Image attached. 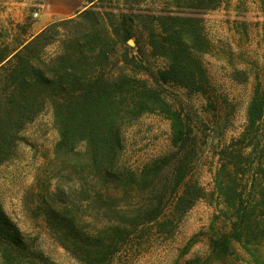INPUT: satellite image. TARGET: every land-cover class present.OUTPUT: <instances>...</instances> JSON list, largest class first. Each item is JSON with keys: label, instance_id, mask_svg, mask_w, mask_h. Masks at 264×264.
<instances>
[{"label": "trees", "instance_id": "16d2710c", "mask_svg": "<svg viewBox=\"0 0 264 264\" xmlns=\"http://www.w3.org/2000/svg\"><path fill=\"white\" fill-rule=\"evenodd\" d=\"M105 1L89 0L92 8L79 14L80 22L53 23L15 40L17 46L0 45V166L16 155L27 125L49 106L59 134L53 170L73 182L68 185L72 192L61 185L54 192L52 185H38L34 197L64 245L79 247L88 264H108L136 232L163 218L161 229L170 232L207 196L195 174L208 132L220 123L200 117L164 84L201 94L215 117L223 109L203 63L210 42L196 14H163L156 18L157 28L144 27L152 54L166 62L155 71L140 46L137 54L126 47L139 34L140 16L107 8ZM184 1L192 10L216 6L215 0ZM59 26L67 27L62 51L45 62L42 53L56 40ZM147 114L170 122L173 149L142 167L127 165L125 131ZM217 154L213 195L229 230L213 238L212 251L226 255L239 245L253 264H264L262 81L255 86L243 131ZM71 196L104 211L106 221L96 234L86 237L77 230V206L61 199ZM0 258L2 264H33L23 233L1 208Z\"/></svg>", "mask_w": 264, "mask_h": 264}, {"label": "rangeland", "instance_id": "374dc122", "mask_svg": "<svg viewBox=\"0 0 264 264\" xmlns=\"http://www.w3.org/2000/svg\"><path fill=\"white\" fill-rule=\"evenodd\" d=\"M56 1L65 0H0V45L17 46L15 40L37 35L53 23L69 19L80 22L79 14L93 5L89 0H71L82 5L80 12L71 17H56L51 6ZM109 1L103 5L140 16L139 34L134 45L126 47L131 54H137L140 46L146 62L155 71L164 68L166 62L152 54L144 27L157 28L156 18L163 14H196L210 42V50L202 56L203 63L223 109L215 117L207 110V102L201 94L177 83L164 84L174 97L193 107L200 117L220 123L219 128L208 132V142L195 174L207 196L178 218L170 232L161 229L160 223L165 218L146 225L108 264H187L196 259L199 264H253L239 245L226 255L212 251L213 238L229 230L220 218L219 202L213 194L217 152L243 131L255 86L259 80L264 83V0H215L216 6L207 10L187 8L184 0L180 3L176 0H113L111 4ZM72 25L75 23L67 27ZM66 28L58 27L56 40L42 53L43 61L49 62L61 53ZM141 76L148 78L144 72ZM22 136L16 155L0 166V208L23 233L33 264H88L78 253L79 247L76 251L64 245L60 233L34 197L38 185H52L53 192L56 185H61L65 191L72 192L68 185L73 182L59 176L52 166L59 140L52 109L46 107L27 125ZM171 138L168 120L157 114L144 115L125 131L124 161L127 165L142 167L169 153L173 149ZM74 198L61 197L63 202L73 200L77 206L74 215L77 230L86 237L96 234L106 221L104 211L98 212L90 200Z\"/></svg>", "mask_w": 264, "mask_h": 264}, {"label": "crops", "instance_id": "0c3cea01", "mask_svg": "<svg viewBox=\"0 0 264 264\" xmlns=\"http://www.w3.org/2000/svg\"><path fill=\"white\" fill-rule=\"evenodd\" d=\"M52 11L56 17H71L80 12L82 5L78 1H56L52 3ZM41 31V29H40Z\"/></svg>", "mask_w": 264, "mask_h": 264}, {"label": "water", "instance_id": "95a60500", "mask_svg": "<svg viewBox=\"0 0 264 264\" xmlns=\"http://www.w3.org/2000/svg\"><path fill=\"white\" fill-rule=\"evenodd\" d=\"M130 45H134V41H130Z\"/></svg>", "mask_w": 264, "mask_h": 264}, {"label": "built area", "instance_id": "2783aa9c", "mask_svg": "<svg viewBox=\"0 0 264 264\" xmlns=\"http://www.w3.org/2000/svg\"><path fill=\"white\" fill-rule=\"evenodd\" d=\"M36 15H37V13H36Z\"/></svg>", "mask_w": 264, "mask_h": 264}]
</instances>
